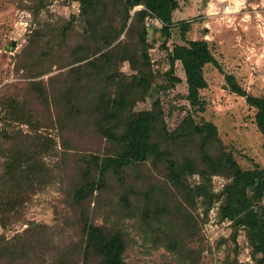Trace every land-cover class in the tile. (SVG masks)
Returning <instances> with one entry per match:
<instances>
[{
  "label": "rangeland",
  "instance_id": "rangeland-1",
  "mask_svg": "<svg viewBox=\"0 0 264 264\" xmlns=\"http://www.w3.org/2000/svg\"><path fill=\"white\" fill-rule=\"evenodd\" d=\"M177 1L169 35L161 32L159 19L144 18L152 74L144 99L134 103L133 111L150 110L158 100L161 119L169 131L187 114L196 123L211 122L222 148L232 154L241 169L264 172V133L256 123V107L243 95L231 91L226 77L233 76L247 93L264 96V0H231L236 12L229 15L222 11L223 0ZM80 3V0H0V136L15 131L41 134L39 159L45 170L37 174L39 180L36 176L29 180L31 185L23 188L17 200L0 199V244L4 238L24 244L37 237L38 251L25 248L28 255L20 260L21 264H49L65 253L70 254L73 263L94 264L89 254L85 256L82 233L83 226L92 223L105 232L124 233L123 257L127 264H189L179 261L176 253L166 247L163 234L158 231L161 229L154 221L150 226L143 223L144 210L152 212L154 205L157 209L163 207L160 217L182 222L184 218L177 207L181 201L187 209L188 223L180 236L199 255L197 264H264L247 228L221 217L226 202L224 185L231 181L224 174L213 173L202 179L193 170L187 175V182L191 188L205 184L207 199L192 193L186 200L165 178V166L149 156L120 172L109 169L88 198L80 203L74 199V186L85 179L98 182L92 159L103 158L121 146L87 121L88 116L93 120L95 114L98 117V111L90 115L96 96L91 104L85 105L88 76L94 75L95 67L102 66L99 58L102 52L123 42L133 44L136 33L134 29L128 31V26L134 11L142 7L138 4L130 9L122 31L123 19L114 11L117 5L103 8L96 32L118 35L105 44L88 39ZM186 39L206 41L218 63L217 66L207 62L202 66L206 84L198 89L196 103L188 97L180 61H171L169 57L174 45ZM93 48L98 51L94 53ZM113 64L125 76L108 80L107 91L117 87V80L121 84L128 82L134 73L127 59ZM171 76L177 80L172 81ZM63 90L79 96L75 99L78 103L69 100L76 110L68 115L65 110L66 118L59 116L58 106H67V101H55L62 97ZM17 140L20 142L18 137ZM34 142L28 140L27 144ZM167 145L179 161L187 156L193 161V169L202 168L199 146L173 147L164 141L161 147ZM206 148L215 149L211 144ZM2 166L0 158V195L12 188L2 176ZM256 185L247 187L244 198L250 200L253 212L264 220V187L259 190Z\"/></svg>",
  "mask_w": 264,
  "mask_h": 264
},
{
  "label": "trees",
  "instance_id": "trees-1",
  "mask_svg": "<svg viewBox=\"0 0 264 264\" xmlns=\"http://www.w3.org/2000/svg\"><path fill=\"white\" fill-rule=\"evenodd\" d=\"M80 2L81 14L84 16L88 29V39H92L93 42L98 40L105 41V44L111 43L118 35L116 36L110 31L102 35L96 32L95 25L98 26L99 12L103 11V8L112 7L110 4L117 5V9L114 11L121 14L123 19L121 25L123 27L120 31H122L126 20L130 17V9L138 4H141L142 7L134 11L133 19L128 26V31L134 29L136 33L133 44L129 46L123 42L102 52L99 57L102 59V66L100 68L95 67L94 75L88 76L87 82H90V85L85 87V96H87L85 105L91 104L96 96L94 98L96 100L94 101L96 102L95 108H92L90 115H94L98 111V117L95 114V119L93 120L88 116L87 121L94 125L93 129L110 139H114L121 146L115 151L104 155L103 158L95 157L92 159L98 171V182L94 179H85L81 184L74 186V199L80 203L88 198L92 194L93 189L100 184L99 182L104 180L109 169L113 168L115 172H120L127 165L141 162L149 156L154 162L165 166V178L186 200L192 193H197L207 199L205 184L202 185L200 183L191 188L187 182L186 177L193 170H197L202 179L213 173L224 174L230 177L231 181L224 185L226 202L221 208V217H228L234 224H242L247 228L248 237L255 250L263 255L262 260L264 262V220L258 218L250 207V200L246 201L244 198L248 186L257 184L256 188H259V190L264 187V172L241 169L232 154L225 152L222 148L221 140L217 137L216 127L211 122L199 124L193 120L190 114H187L173 130L169 131L165 122L161 119L162 112L160 111L158 100L152 104L150 110L143 109L135 112L132 109L137 100L144 99L149 88L148 77L152 74L147 50L149 43L146 41L145 36L147 27L145 26L144 18L148 16L151 19H159L161 32L169 35V27L173 24L172 12L178 6V1L80 0ZM98 48H93V52L96 53ZM169 57L171 61L176 59L180 61L185 71L188 97L192 103H196L198 101V89L206 84L202 75V66L207 62H212L218 66L217 60L210 52L207 42L204 40L186 39L182 43L174 45L171 52H169ZM77 59L79 60L80 57ZM124 59L130 62L134 73L129 77L128 82L121 84L120 80H117L115 82L117 87L107 91L108 80H113L116 76L120 77V75L125 76L113 64ZM226 77L230 84V90L243 95L250 105L256 107V123L264 133V96L249 94L234 80L233 76L227 75ZM170 79L172 81L177 80L173 76ZM81 83L82 79L78 81L79 85ZM71 89L75 90V87ZM60 93L62 97L55 101L61 99L64 100L59 101L60 103L67 101V106H58L60 109L59 116L61 114L66 118L64 111L67 110L66 115H68L73 113L74 110L73 104L69 100L74 99L71 102L78 103L75 99H78L77 97L79 96H75V92L73 95L70 93L68 95L65 90L60 91ZM36 135L15 131L11 134L4 132L0 136V158L3 159L2 176L10 182L12 187L10 191L0 195V199L6 201L17 200L18 194L24 190L23 188L31 185L29 180L35 176L39 180L37 174L39 171H45L42 167L44 164L39 159L42 154L40 150L42 142L39 139L42 135L37 133ZM2 138L9 143H5ZM28 140H34L35 142L28 145ZM164 141H167L173 147L181 145L199 146L201 148L200 165L202 168L193 169V161L187 156H183L184 158L182 157L179 161L171 153L173 151L171 150L172 148H169V145L166 148L161 147ZM23 142L25 145L22 144ZM210 144L215 148L214 150L206 148ZM36 146L37 149L35 148ZM208 200H211L210 197ZM177 207H179V211L184 218L182 222L160 217L159 213H161L160 211L163 207L157 209V205H154L152 212H148L147 208L144 210L145 219H143V223H147L150 226L151 221H154V225L161 229L158 231L163 234L166 247L176 253L179 261L197 264L199 255L196 254L195 250L188 248L186 242L180 236V232L184 230L188 223L187 209L181 201ZM82 233L85 235L83 247L85 256L89 254L95 260L96 263L94 262V264H127L123 257L126 242L124 233L121 230L105 232L101 226L87 223L83 226ZM8 241L9 239L4 238V241L0 244V261L3 264H21L20 260L28 255V253H25V248L36 252L38 250L35 247L40 242L37 237L28 239L24 244L20 243V241L18 243ZM49 264L77 263H73L70 259V254L65 253Z\"/></svg>",
  "mask_w": 264,
  "mask_h": 264
},
{
  "label": "built area",
  "instance_id": "built-area-1",
  "mask_svg": "<svg viewBox=\"0 0 264 264\" xmlns=\"http://www.w3.org/2000/svg\"><path fill=\"white\" fill-rule=\"evenodd\" d=\"M223 1L225 2L224 8L222 10L223 13H226L227 15H229V14L236 12V8H233L231 0H223ZM234 2H235V0H234Z\"/></svg>",
  "mask_w": 264,
  "mask_h": 264
}]
</instances>
